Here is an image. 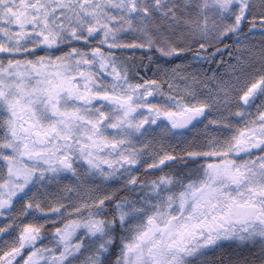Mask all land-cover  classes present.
Returning a JSON list of instances; mask_svg holds the SVG:
<instances>
[{
  "label": "snow or ice",
  "instance_id": "6c2138e0",
  "mask_svg": "<svg viewBox=\"0 0 264 264\" xmlns=\"http://www.w3.org/2000/svg\"><path fill=\"white\" fill-rule=\"evenodd\" d=\"M0 220V264H264V0H0Z\"/></svg>",
  "mask_w": 264,
  "mask_h": 264
},
{
  "label": "rangeland",
  "instance_id": "374dc122",
  "mask_svg": "<svg viewBox=\"0 0 264 264\" xmlns=\"http://www.w3.org/2000/svg\"><path fill=\"white\" fill-rule=\"evenodd\" d=\"M0 223H3V221L0 220ZM226 247H228V248H229V251H231V250H233V249L235 248V245H232V246H230V247L226 245ZM209 256H210V257H216V258H218V257H220V253H219V252H216V253H209Z\"/></svg>",
  "mask_w": 264,
  "mask_h": 264
},
{
  "label": "trees",
  "instance_id": "16d2710c",
  "mask_svg": "<svg viewBox=\"0 0 264 264\" xmlns=\"http://www.w3.org/2000/svg\"><path fill=\"white\" fill-rule=\"evenodd\" d=\"M225 59H227V57H225Z\"/></svg>",
  "mask_w": 264,
  "mask_h": 264
}]
</instances>
